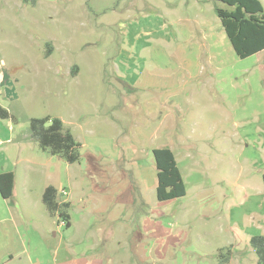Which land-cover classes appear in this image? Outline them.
Instances as JSON below:
<instances>
[{
  "label": "rangeland",
  "instance_id": "1",
  "mask_svg": "<svg viewBox=\"0 0 264 264\" xmlns=\"http://www.w3.org/2000/svg\"><path fill=\"white\" fill-rule=\"evenodd\" d=\"M218 6L0 0V104L12 116L0 119V172H14L33 221L19 229L33 260L14 264H64L69 242L70 258L91 264H219L221 250L233 264H258L250 239L264 233V53L235 54ZM184 53L196 69L183 67ZM143 71L170 84L169 100L137 84ZM47 116L81 143L80 161L31 138V118ZM160 145L175 154L184 196L157 199ZM49 185L66 190L71 228L44 205ZM13 208L0 195V218Z\"/></svg>",
  "mask_w": 264,
  "mask_h": 264
},
{
  "label": "trees",
  "instance_id": "2",
  "mask_svg": "<svg viewBox=\"0 0 264 264\" xmlns=\"http://www.w3.org/2000/svg\"><path fill=\"white\" fill-rule=\"evenodd\" d=\"M224 4L216 7L221 28L235 54L239 58H247L264 50V7L260 0H216ZM11 114L0 104V119H9ZM30 135L39 147L52 155H56L68 163L81 160V143L72 131L58 117H33L30 120ZM156 169V196L159 201L184 196L186 186L171 148L154 147L152 149ZM264 178V174H263ZM13 171L0 172V195L10 200L15 187ZM60 191L53 185L45 188L42 201L47 210L58 216L59 221H66L65 227L71 225L69 208L71 204L61 200ZM252 247L258 256V264H264V233L252 236ZM219 264H233L231 251L221 250L218 254Z\"/></svg>",
  "mask_w": 264,
  "mask_h": 264
},
{
  "label": "crops",
  "instance_id": "3",
  "mask_svg": "<svg viewBox=\"0 0 264 264\" xmlns=\"http://www.w3.org/2000/svg\"><path fill=\"white\" fill-rule=\"evenodd\" d=\"M260 1L264 7L262 0H260ZM203 29H204V27H203ZM223 35H226V34H223ZM220 36H222L221 33H220ZM225 37H227V36H225ZM227 39H228V37L226 38V40ZM207 51L211 52L212 58L218 59V55H220V53H219V50L218 49L216 50L214 46L212 47L210 45V47ZM199 53H200V51H199ZM262 53H264V50L257 53V54H262ZM183 60H184L183 63L186 64L185 66L183 65V67L185 69H189L192 71L193 67L196 69V67L198 66V58H197L196 64H195V58L192 59L191 54L184 53L183 54ZM140 74H141L142 80H140L139 83H137V84H141L142 86L149 87V88L151 86H157L159 88L162 87L163 89H166V92L162 95L163 99L165 100L167 98L169 100V98L167 97V94L173 93L174 91L171 90L170 84L168 82H166V81L164 82V78H156L158 76H154L147 71H143ZM171 85H174V84H171ZM155 104L159 105L157 103H155ZM144 127L145 128H143L141 131L142 135L154 134L156 129H158L159 124L158 125H156V124L145 125ZM160 146H158V147H160ZM161 147H165V146H161ZM153 148L154 147H152V149ZM15 178H16V176H15ZM16 184L17 183L15 180V187H14V191H13L12 200H5L4 198H2L3 200H5L7 202L10 201L11 203H13L16 206V211L14 210L15 208H13L9 212V214H10L9 217H1L0 218V264H14L17 261V259H22L24 256H26L28 258V260L32 259V256H31L30 251H29L30 245L27 244L26 240L21 237V232L19 229H20L21 222H24L26 225L29 224V226H33V221H31L28 218V214L24 209V203H22L21 201L16 199V197H17ZM66 195H68V194L66 193ZM62 196H64V195H62ZM62 196L60 197L61 200L65 201V202H69L71 204V201L68 198H65V197L63 198ZM25 197H27V195H25ZM23 201L25 202V200H23ZM70 222H71V219H70ZM58 225H59V228L65 227L59 223V219H58ZM71 227H72V222L68 228H71ZM65 247L68 250L69 256H68V260H67V258L65 259L66 263H64V264H91V261L88 259L83 260V262L72 260V258H70V256L72 255V244L69 242L68 245ZM60 248L61 247H59V250H60ZM56 252L58 253V250ZM32 260H31V262H32Z\"/></svg>",
  "mask_w": 264,
  "mask_h": 264
},
{
  "label": "built area",
  "instance_id": "4",
  "mask_svg": "<svg viewBox=\"0 0 264 264\" xmlns=\"http://www.w3.org/2000/svg\"><path fill=\"white\" fill-rule=\"evenodd\" d=\"M63 195H65L67 192L66 190H63ZM59 223L62 225V226H65L66 225V221L64 219L60 220Z\"/></svg>",
  "mask_w": 264,
  "mask_h": 264
}]
</instances>
